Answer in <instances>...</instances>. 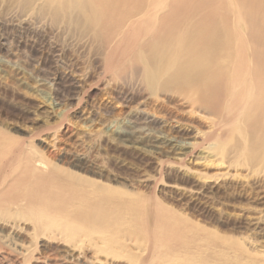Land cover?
<instances>
[{
  "label": "bare ground",
  "instance_id": "6f19581e",
  "mask_svg": "<svg viewBox=\"0 0 264 264\" xmlns=\"http://www.w3.org/2000/svg\"><path fill=\"white\" fill-rule=\"evenodd\" d=\"M0 20L32 29L48 56L65 54L68 36L93 49L96 63L115 70L110 101L89 102L84 113L110 114L128 148L177 155L147 156L146 164L160 174L174 169L186 185H171L186 208L264 237V191L252 183L264 182V0H0ZM72 66L79 69L51 80L55 95L58 81L81 88L95 79L78 60ZM128 73L132 88L120 84ZM197 134L216 136L205 148L224 171L185 169L197 145L179 152ZM59 150L58 158L86 164L85 151ZM50 157L0 128V258L8 264H106L103 253L126 255V264L186 256L195 259L187 264H264V244L209 229Z\"/></svg>",
  "mask_w": 264,
  "mask_h": 264
},
{
  "label": "rangeland",
  "instance_id": "374dc122",
  "mask_svg": "<svg viewBox=\"0 0 264 264\" xmlns=\"http://www.w3.org/2000/svg\"><path fill=\"white\" fill-rule=\"evenodd\" d=\"M16 23L18 21L5 24L0 20V41L4 42V47L0 50V128L2 130L25 143L32 144L49 157L51 156L50 158L59 151L58 156L52 159L73 171L98 179L117 189L139 193L144 200L153 203L154 206L162 203L209 229H216L237 239L245 237L253 243L264 244V237L249 238L242 234L244 230L241 225L234 228L220 221L219 217L209 218L200 212L186 208L180 191L171 185L175 183L186 185L183 180L176 177L174 169L163 170L160 174L151 166L149 169L150 164H146L148 157L172 159L177 155L170 152L164 153V151L160 153L154 150L148 151L142 144H138L137 149L128 148V143L122 141L121 136L115 131L120 129V124L113 122L112 125L114 119L110 114L99 111L97 113V110L95 115L89 116L87 112L84 113L85 106L90 108L92 103L100 104L110 101L105 90L112 86L111 77L115 70L109 69L107 65H100L99 62L96 63L93 49L86 48L81 43L74 42L75 40L71 41V37L68 36L69 42H67L68 48L65 54L56 52L48 56L47 47L44 46L46 44L42 39L32 29L24 26L21 28L19 23ZM57 39L61 41V37ZM57 39L52 35L46 38L51 42H57ZM8 55L10 59H7ZM73 60L82 63L85 69L89 67L93 70L96 73L95 79L90 81L91 83L83 84L81 88H76L72 80H60L56 87L58 95H55V87L50 83L51 80L57 73L71 70L75 72L79 69L77 66L71 67ZM106 63L110 62L107 60ZM124 77L126 80H122L120 84L132 88L135 78L130 73ZM214 138L216 139L214 135L206 138L203 134H197L187 140L191 145L182 148L179 153L188 154L193 145H197L198 150L194 157L186 161L185 169L202 170L209 173L208 175L225 170V165L220 162L218 156L211 157L205 148L207 143L214 142ZM63 147L75 152L85 151L86 164L58 158L62 152L59 149ZM139 150H142L145 155L142 152L138 154ZM252 183L255 187L261 185L264 191V182L252 181ZM187 186L191 185L187 184ZM201 201L208 205L219 204L217 196L211 198L205 196L201 198ZM31 224L32 222H29L27 228L30 229ZM200 243L205 245L203 241ZM93 256V251H87L86 258H93ZM99 258L106 264H126L131 261L126 255L113 258L107 253L100 254ZM194 260L193 257L186 256L175 263L187 264V261ZM0 264L8 263L0 258ZM95 264L100 263L95 262Z\"/></svg>",
  "mask_w": 264,
  "mask_h": 264
}]
</instances>
